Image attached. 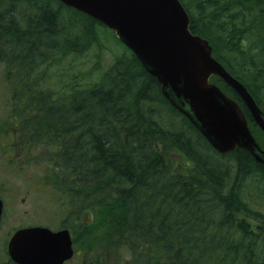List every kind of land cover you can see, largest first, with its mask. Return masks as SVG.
Segmentation results:
<instances>
[{
	"label": "trees",
	"instance_id": "obj_1",
	"mask_svg": "<svg viewBox=\"0 0 264 264\" xmlns=\"http://www.w3.org/2000/svg\"><path fill=\"white\" fill-rule=\"evenodd\" d=\"M180 1L264 108V0ZM101 25L58 0H0L2 128L22 165L44 162L91 263L264 264V192L252 184L264 167L249 152L214 150L127 49L92 84L48 71Z\"/></svg>",
	"mask_w": 264,
	"mask_h": 264
},
{
	"label": "water",
	"instance_id": "obj_2",
	"mask_svg": "<svg viewBox=\"0 0 264 264\" xmlns=\"http://www.w3.org/2000/svg\"><path fill=\"white\" fill-rule=\"evenodd\" d=\"M62 1L114 28L156 76L163 94L218 151L238 145L264 164V153L250 134L238 105L209 84L208 75L219 74L230 84L264 131L261 110L246 87L211 56L208 42L190 33L189 18L179 0ZM185 104L188 110L184 109ZM8 248L11 257L22 264H61L72 252L66 230L53 232L45 227L18 230Z\"/></svg>",
	"mask_w": 264,
	"mask_h": 264
},
{
	"label": "rangeland",
	"instance_id": "obj_3",
	"mask_svg": "<svg viewBox=\"0 0 264 264\" xmlns=\"http://www.w3.org/2000/svg\"><path fill=\"white\" fill-rule=\"evenodd\" d=\"M94 35V39L86 44V47L90 46L82 54L77 57L67 56L61 61V65H56L53 67L54 69L48 71L51 74L55 72H58L59 75L63 74L61 79L64 77L67 82H78L81 85L99 82L102 73L113 63L115 55L122 53L124 46L113 31L103 26H97ZM75 73L78 75L76 79L73 78ZM58 80V78L55 80L47 76L45 84L51 88H57ZM2 86L5 87L3 84ZM1 92L2 87L0 84V118H2V112L5 110L2 106ZM258 138L264 146V135L260 134ZM2 139L6 144V139L2 137L0 128V142L3 141ZM21 156V153L14 151L12 153L13 164L7 163L2 158V149L0 148V181H2L0 184L3 183L2 187H4H0V192L4 194L3 198L6 202L4 227L2 232L0 230V258L2 257L1 246L3 254V251L5 253L7 236L12 229L21 224H31V222H48L51 226L57 222L60 223L58 212L46 213L43 211L53 208L50 204L53 195L44 187L42 182L35 183L34 181L37 177H40L44 170L43 165H41L44 162L38 165L27 164L22 167L20 160L23 158ZM252 184L255 190L262 195V191L264 192V178L257 177ZM253 187L251 186L255 192ZM43 198L47 200L46 204L40 202ZM262 210L264 212V204ZM261 227L264 230V223H261ZM78 250L79 260L75 258L71 261V264H81V261L83 264H94L90 262L94 260V257L92 258V255L84 251L80 243Z\"/></svg>",
	"mask_w": 264,
	"mask_h": 264
},
{
	"label": "flooded vegetation",
	"instance_id": "obj_4",
	"mask_svg": "<svg viewBox=\"0 0 264 264\" xmlns=\"http://www.w3.org/2000/svg\"><path fill=\"white\" fill-rule=\"evenodd\" d=\"M0 182H2V181H0ZM2 184H3V183L0 184V187H2ZM2 188H4V187H2ZM3 195H4V194H2V192H0V198H1V199H2ZM4 205H5V203H4ZM1 221H2V217H1ZM1 248H2V246H1Z\"/></svg>",
	"mask_w": 264,
	"mask_h": 264
}]
</instances>
